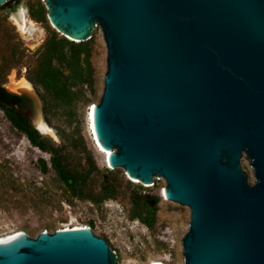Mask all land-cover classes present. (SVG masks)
I'll list each match as a JSON object with an SVG mask.
<instances>
[{"label":"water","instance_id":"obj_1","mask_svg":"<svg viewBox=\"0 0 264 264\" xmlns=\"http://www.w3.org/2000/svg\"><path fill=\"white\" fill-rule=\"evenodd\" d=\"M42 3L70 40L98 26L97 142L110 166L141 184L162 178L167 200L189 208L181 264H264V0ZM13 106L38 129L34 97ZM116 262L89 226L0 240V264Z\"/></svg>","mask_w":264,"mask_h":264},{"label":"rangeland","instance_id":"obj_2","mask_svg":"<svg viewBox=\"0 0 264 264\" xmlns=\"http://www.w3.org/2000/svg\"><path fill=\"white\" fill-rule=\"evenodd\" d=\"M34 1L16 0L0 7V85L11 93L37 100L40 108L37 116L51 132L37 131L54 143L68 170L84 172L85 178L78 195L72 194L50 167V154L33 146L0 108V235L19 230L35 236L42 230L51 232L67 225H86L105 238L117 255L116 264H147L152 260L181 264L180 241L187 229L189 208L163 199L162 178L154 179L151 186L133 182L122 168H109L93 146L86 113L89 104L96 102L101 93L106 55L98 26L91 36L93 90L84 84L71 105L44 111L43 90L34 85L30 76L42 57L47 36L52 31L58 36L65 35L48 19L37 20L31 15L30 3ZM18 10L26 19L21 28L12 16ZM22 83H27L29 89ZM87 154L94 167L87 162ZM40 159L48 163L46 171L40 169ZM240 164L248 181L253 182L245 157H241ZM104 183L113 184L114 192L99 200ZM154 196H158L156 202ZM144 201L155 207L151 226L131 216Z\"/></svg>","mask_w":264,"mask_h":264},{"label":"trees","instance_id":"obj_3","mask_svg":"<svg viewBox=\"0 0 264 264\" xmlns=\"http://www.w3.org/2000/svg\"><path fill=\"white\" fill-rule=\"evenodd\" d=\"M16 0H7L0 7L7 6ZM30 13L37 20H47L45 7L40 0L30 3ZM92 38L83 41H73L65 36H58L52 31L44 41L43 54L30 80L43 90L41 94L43 109L47 111L51 107H64L71 105L81 92L82 85L86 84L93 90L94 78L91 64ZM78 86V89L75 87ZM19 99V95L7 91L0 85V108L11 124L23 132L29 142L43 152L50 154L49 165L54 170L59 181L74 195L84 181L85 173L70 171L63 163V156L57 151L53 142L41 135L32 125L29 117L13 104ZM21 104V103H20ZM87 162L94 167L91 156L87 154ZM48 163L40 159V169L46 171ZM99 200L112 196L114 186L104 183L101 186ZM158 196L153 197L156 202ZM145 211V214H142ZM146 226H151L155 220V207L147 201L137 211L131 213Z\"/></svg>","mask_w":264,"mask_h":264},{"label":"bare ground","instance_id":"obj_4","mask_svg":"<svg viewBox=\"0 0 264 264\" xmlns=\"http://www.w3.org/2000/svg\"><path fill=\"white\" fill-rule=\"evenodd\" d=\"M13 19L14 21L17 23V25L21 28L23 26H25V17L23 15V13H21L19 10L15 13H13ZM29 23V22H28ZM23 87H26L29 89V86L27 83H22L21 84ZM93 103L89 104V107L87 108V113H86V116H87V123H88V130H89V133H90V136H91V140H92V143H93V146L94 148L102 154L103 156V161L105 162V164L109 167V168H112V166H110L108 164V160H107V157L110 153V150L108 149H104L100 144H98L97 142V138L95 136V132H94V126H93V120H92V115H91V112H92V105ZM35 124L37 126V128L42 131V132H51L50 128L48 126L45 125L44 121L41 119V117H38L35 121ZM157 178V176L153 177V181L154 179ZM131 180L133 182H139L137 179L135 178H131ZM140 183V182H139ZM143 185L145 186H151L152 184H144ZM161 194L163 196V199L164 200H167V198L164 196V187L161 189ZM83 227H87L86 225H67V226H63L61 228H83ZM22 231H19V230H16V231H11V232H8V233H3L0 235V240L2 239H5V238H8V237H11V236H14L15 234H21ZM128 264H138L136 262H130ZM147 264H163L161 261H157V260H152V261H149Z\"/></svg>","mask_w":264,"mask_h":264},{"label":"flooded vegetation","instance_id":"obj_5","mask_svg":"<svg viewBox=\"0 0 264 264\" xmlns=\"http://www.w3.org/2000/svg\"><path fill=\"white\" fill-rule=\"evenodd\" d=\"M26 97H24V96H19V99H18V101L16 102V104H18L19 106H22V105H24L25 104V101H26ZM21 103V104H20Z\"/></svg>","mask_w":264,"mask_h":264},{"label":"built area","instance_id":"obj_6","mask_svg":"<svg viewBox=\"0 0 264 264\" xmlns=\"http://www.w3.org/2000/svg\"><path fill=\"white\" fill-rule=\"evenodd\" d=\"M156 179V178H155ZM154 183V181L151 183V184H153Z\"/></svg>","mask_w":264,"mask_h":264}]
</instances>
